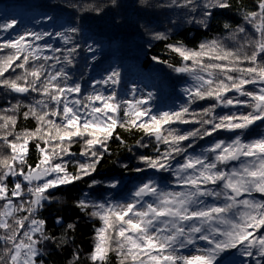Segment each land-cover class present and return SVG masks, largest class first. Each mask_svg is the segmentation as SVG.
<instances>
[{
  "label": "snow or ice",
  "instance_id": "1",
  "mask_svg": "<svg viewBox=\"0 0 264 264\" xmlns=\"http://www.w3.org/2000/svg\"><path fill=\"white\" fill-rule=\"evenodd\" d=\"M169 6L186 9L188 23L207 28L214 10L229 9L232 3L170 0ZM242 19L244 24L235 28L223 25L229 30L226 39L233 42L231 47L221 38L195 48L181 42L167 45L181 63L161 62L175 73L186 74L191 83L182 89L184 104L157 113L148 103L151 92L128 100L119 99L114 88L107 93L93 88L83 94L81 83L68 71L79 48L74 42L77 27L54 33L71 45L63 50L46 41L38 43L52 37L51 32L26 30L0 41V52H5L0 55V87L40 97L27 104L17 100L4 109L12 114H0V152L4 153L0 154V264H42L39 245L53 237L37 213L54 199L49 190L91 177L110 142H124L120 128L143 133L135 142L139 148L153 146L152 155L137 157L144 167L134 171L166 173L176 187L162 185L153 176L136 185L123 201L111 196L98 201L79 199L77 207L101 224L88 254L91 264H110L112 254L118 264H220L222 254L231 250L254 258V264H264V134L251 140L245 137V130L258 121L264 124V0H256ZM16 24L15 19L2 22L0 32ZM153 38L167 36L157 32ZM45 49L54 54L45 55ZM87 50L95 51L91 46ZM17 69L18 74L5 77ZM119 81V70L112 69L94 84L115 86ZM198 101L210 103L196 111L193 105ZM217 109L228 111L218 114ZM18 113L34 120L35 127L17 131ZM196 124L199 127L187 131L174 127ZM220 132L232 138L213 139L197 151L198 140ZM145 138L149 143H144ZM32 142L38 152L35 165L29 163ZM75 144L80 145L78 154L72 151ZM77 155L86 159H76ZM70 165L74 171H69ZM11 178L15 182L10 187ZM99 183L91 180L89 187ZM119 184L112 180L108 187L116 189ZM73 259L79 264L78 252Z\"/></svg>",
  "mask_w": 264,
  "mask_h": 264
},
{
  "label": "trees",
  "instance_id": "2",
  "mask_svg": "<svg viewBox=\"0 0 264 264\" xmlns=\"http://www.w3.org/2000/svg\"><path fill=\"white\" fill-rule=\"evenodd\" d=\"M256 0H231L229 9H216L208 27L204 28L196 24H190L186 20V9L170 7V0H0V23L15 19L14 29L8 32H0V41L13 39L24 31L51 32L52 37H45V41L53 48L63 50L71 45H65L63 40L54 33L64 31L69 27L79 28L74 36V42L79 45L75 54L73 65L68 66L72 79L81 83L83 94L92 91L93 88L110 92L113 88L118 93V98L123 100L146 96L151 92L152 99L148 102L154 113L175 110L186 102V96L182 89L191 83L186 74L175 73L172 68L161 61L179 65L180 58L167 48L168 44L181 42L189 48L197 47L201 42L214 38L224 39L228 46H233L231 40L226 39L229 30L225 29V23L233 28L244 24L242 16L245 12L253 10ZM96 6L100 12L93 10ZM50 18V19H49ZM250 34L254 30L246 25ZM165 33L167 39H154L153 33ZM91 46L95 51L89 52ZM7 51V50H5ZM5 52H0L4 55ZM45 55H53L51 49H45ZM55 55L60 56L57 52ZM93 55L95 59H92ZM158 57L159 60H154ZM51 63V62H49ZM112 69L120 72V81L117 85H96L95 81L105 78ZM16 72L5 73V77L16 75ZM251 88V86H247ZM135 88V97L132 90ZM37 94L28 96L9 93L7 89L0 87V114H12L4 112L11 104L21 100L27 104L34 99H39ZM210 102L198 101L193 105L196 111L208 107ZM99 106V102H97ZM235 110V109H233ZM250 109L241 108L239 111ZM23 111V110H21ZM228 109H217L218 114L227 112ZM19 116L17 131L23 128L35 127V121L25 120L22 114ZM182 131L190 130L196 125H174ZM123 138L113 139L109 144V151L97 165L96 171L91 177H85L71 185L60 186L59 189H50L54 199L45 202L37 213V217L45 221L46 233L53 239L42 241L39 245L41 255L39 261L42 264H74L73 253L79 254V264H91L88 254L95 243V229L100 227L97 218L89 217L77 207L79 199L87 198L98 201L111 196L115 200L123 201L127 195L149 177H155L162 185L171 184L172 178L164 173H155L154 170H146L144 173L134 171L137 167H144L137 157L140 155H152L153 146L139 148L136 141L143 136L142 132L117 129ZM264 133V124L259 121L256 125L245 130L248 140L258 138L259 133ZM259 134V135H258ZM232 137L228 133L220 132L213 137H205L197 141L199 148L207 147L213 139L229 140ZM144 143H149L147 138ZM154 143V142H153ZM161 145V149H163ZM29 163L35 165L38 157L35 142L29 146ZM131 149V150H129ZM72 151L80 152V145H73ZM0 154H4L0 152ZM79 160L86 159L77 155ZM127 167H124V166ZM75 166L70 165L69 171H74ZM91 180L101 183L90 188ZM119 180L116 189H110L108 183ZM15 182L11 178L9 186ZM175 187V186H174ZM261 199L260 194H254ZM30 197H25L29 199ZM0 201V205H2ZM62 218L57 223V218ZM68 224H74L73 229H68ZM3 230H0L2 234ZM110 264H118L115 254L110 257ZM220 264H254V258H246L238 254L236 250L222 254Z\"/></svg>",
  "mask_w": 264,
  "mask_h": 264
},
{
  "label": "rangeland",
  "instance_id": "3",
  "mask_svg": "<svg viewBox=\"0 0 264 264\" xmlns=\"http://www.w3.org/2000/svg\"><path fill=\"white\" fill-rule=\"evenodd\" d=\"M139 97H140V96H138L137 98H139ZM259 134H264V133H262V131H261V133H259ZM259 134H258V135H259ZM172 187H174V186H172ZM175 187H176V186H175ZM255 198H256V196H255ZM256 199L259 200L258 197H257ZM201 243H203V242H201ZM185 254H189V253L186 252Z\"/></svg>",
  "mask_w": 264,
  "mask_h": 264
},
{
  "label": "water",
  "instance_id": "4",
  "mask_svg": "<svg viewBox=\"0 0 264 264\" xmlns=\"http://www.w3.org/2000/svg\"><path fill=\"white\" fill-rule=\"evenodd\" d=\"M18 95H24V94H18Z\"/></svg>",
  "mask_w": 264,
  "mask_h": 264
}]
</instances>
